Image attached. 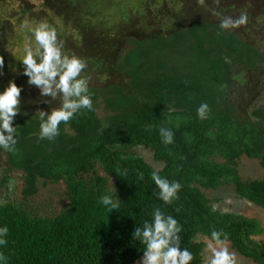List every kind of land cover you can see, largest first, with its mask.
Segmentation results:
<instances>
[{"label":"trees","instance_id":"16d2710c","mask_svg":"<svg viewBox=\"0 0 264 264\" xmlns=\"http://www.w3.org/2000/svg\"><path fill=\"white\" fill-rule=\"evenodd\" d=\"M19 1L37 49L0 53V264H264L261 221L214 207L231 186L264 209V0Z\"/></svg>","mask_w":264,"mask_h":264},{"label":"rangeland","instance_id":"374dc122","mask_svg":"<svg viewBox=\"0 0 264 264\" xmlns=\"http://www.w3.org/2000/svg\"><path fill=\"white\" fill-rule=\"evenodd\" d=\"M30 2L33 3L36 7H38L40 4V0H30ZM20 5L21 2L19 0H6L5 3H3L0 7V23L3 20H9L11 25L7 30H3L0 27V53L4 54V56L7 58L10 69L14 71L19 70L22 66V61L24 59V54L26 53V51H34V49H37V41L33 39L32 41L31 39H29V35L31 34L33 27L27 18H24L20 15ZM261 7H263V5ZM258 12L261 13L260 10H257L255 15L259 14ZM263 12L264 8L262 10V13ZM259 22L260 21L257 20L255 25L250 27L249 31L254 37L250 40V43H255L256 41H260L263 39L264 44V23ZM255 35H258V38H256ZM241 78L242 77H239L238 80L243 83L244 80ZM43 87H45L44 83L42 81H39L37 82V84H35V88L30 89L29 92H36V89L42 90L44 89ZM29 97L31 96L29 95ZM53 103L54 105L52 106H55L56 102ZM143 156L149 163H152L149 154L144 153ZM240 171L243 175H246L245 177L250 178H259L263 175V169L259 166L258 161L255 160L243 159L240 162ZM12 177L14 178V180L12 178L11 182L8 185L3 186L4 194H0V201L6 200V194L9 191H11L9 192L11 196L17 195L20 192L21 179H19L15 174H12ZM1 189L2 188H0V190ZM58 191L60 192L59 189ZM40 194L41 195L37 199V204L43 206V202L51 193L45 189L40 191ZM215 194L221 196L222 199H224L222 203L215 204L214 207L216 209H229L235 212H245L247 216L259 219L262 223V227L264 228L263 208L253 207L252 205H249V208L245 205V202L238 201L231 186L221 187L215 192ZM55 199H58V196H56ZM52 202L56 205L54 200ZM54 204L53 206L55 207ZM55 208H53L51 211H53ZM255 239H257L261 244L264 245V232L260 236H256ZM206 252V255L208 257L213 256L214 260L217 262H220L222 258L233 260L231 259L232 257H230L232 253H230L228 245H215L210 243ZM234 261L235 260L230 262V264ZM223 263L226 264V262ZM134 264H167V261L161 250H153L145 254ZM234 264H237V262H234Z\"/></svg>","mask_w":264,"mask_h":264}]
</instances>
